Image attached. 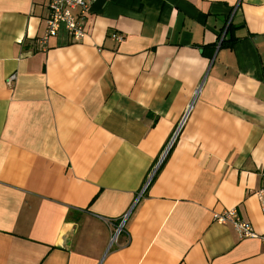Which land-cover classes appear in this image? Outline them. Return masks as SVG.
Instances as JSON below:
<instances>
[{"label": "crops", "instance_id": "0c3cea01", "mask_svg": "<svg viewBox=\"0 0 264 264\" xmlns=\"http://www.w3.org/2000/svg\"><path fill=\"white\" fill-rule=\"evenodd\" d=\"M48 4L0 0V264H264L215 218L264 232V0H92L43 45Z\"/></svg>", "mask_w": 264, "mask_h": 264}, {"label": "built area", "instance_id": "2783aa9c", "mask_svg": "<svg viewBox=\"0 0 264 264\" xmlns=\"http://www.w3.org/2000/svg\"><path fill=\"white\" fill-rule=\"evenodd\" d=\"M92 0H49V16L46 19V31L40 38V43L46 45L49 38L57 36L58 33L64 29L68 36L74 41L83 40L87 36L86 21L88 20L89 7ZM236 9L233 11L229 18L225 28L221 32V39L225 38L229 24L231 23L232 17ZM114 39L118 42L123 40L122 34H114ZM17 75L12 73L7 78V83L12 84ZM187 114L181 120L176 132L173 134L171 140L167 144L165 152L162 156V160L166 157L172 148L184 122ZM261 185L256 190V196L260 202L262 211L264 212V168L260 170ZM150 180V179H149ZM149 183V182H148ZM147 183V184H148ZM145 185V187L147 186ZM128 214H126L116 225L110 238L109 248L113 246L118 240L120 233L125 229V223ZM215 218L222 223H231L239 234V237H256L259 238L264 244V232L258 233L249 221L244 220L238 213L236 208L224 210L220 213L215 214Z\"/></svg>", "mask_w": 264, "mask_h": 264}, {"label": "rangeland", "instance_id": "374dc122", "mask_svg": "<svg viewBox=\"0 0 264 264\" xmlns=\"http://www.w3.org/2000/svg\"><path fill=\"white\" fill-rule=\"evenodd\" d=\"M231 14H232V12H231ZM163 160H164V159H163ZM161 163H162V159H160V160L155 164L153 170H152L151 173L149 174V178H148V180H147V183L152 181V179H153V177L155 176L157 170L159 169ZM149 179H150V180H149ZM147 183H146V184H147Z\"/></svg>", "mask_w": 264, "mask_h": 264}, {"label": "trees", "instance_id": "16d2710c", "mask_svg": "<svg viewBox=\"0 0 264 264\" xmlns=\"http://www.w3.org/2000/svg\"><path fill=\"white\" fill-rule=\"evenodd\" d=\"M229 27H230V25H229ZM229 27H228V29H227L226 34L228 33ZM227 40H228V41H231V38H226V37H225V38L223 39L222 43H223V42H226ZM161 166H162V164L160 165L159 169L157 170L155 176H156V175L158 174V172L160 171ZM155 176H154V177H155ZM154 177H153L152 180H154Z\"/></svg>", "mask_w": 264, "mask_h": 264}]
</instances>
